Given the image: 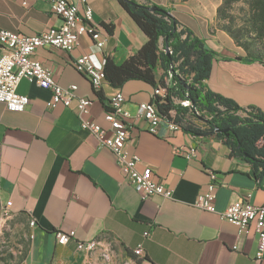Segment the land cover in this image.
Listing matches in <instances>:
<instances>
[{"label": "crops", "instance_id": "0c3cea01", "mask_svg": "<svg viewBox=\"0 0 264 264\" xmlns=\"http://www.w3.org/2000/svg\"><path fill=\"white\" fill-rule=\"evenodd\" d=\"M87 1L102 31L103 46L81 35L70 52L42 46L34 57L52 69L58 84H75L78 96L91 98L90 117L105 125L103 113L117 90L124 95V109L133 113L139 102L152 99L153 87L130 80L115 88L105 80L94 91L73 61L88 53L100 67L106 55L120 63L147 37L118 0ZM142 1L169 11L217 52L205 81L210 90L264 113V64L238 59L244 54L226 32L214 26L221 0ZM21 2L0 0V28L33 35L60 25L46 0H32L28 7ZM161 74L158 68L157 77ZM16 91L27 95L29 103L16 112L0 102V203L4 206L9 201L10 212L26 223L29 244L23 264H66L68 256L77 253L76 241L92 238L105 239L129 255L141 245L143 255H133L140 264H264V252L261 259L256 258L253 229L238 234L237 226L217 212L194 205L209 180L208 170L216 173L217 211L247 195L252 204L264 203V178L256 180L250 164L231 155L218 136L182 128L172 132L163 123L151 133L146 120H132L126 149L140 157L139 169L149 167L154 180L171 189L169 198L153 195L143 200L123 177L113 153L80 128L74 104H51L48 89L24 78ZM174 115L170 110V116ZM184 145L195 147V156L187 159L175 152ZM59 230H74L75 236L58 244L55 233Z\"/></svg>", "mask_w": 264, "mask_h": 264}, {"label": "built area", "instance_id": "2783aa9c", "mask_svg": "<svg viewBox=\"0 0 264 264\" xmlns=\"http://www.w3.org/2000/svg\"><path fill=\"white\" fill-rule=\"evenodd\" d=\"M32 0H22L21 4L28 7ZM49 3L50 11L60 18L58 26H51L48 29L33 35H24L4 28H0V102L9 111L20 112L29 103L27 95L19 94L16 91L21 79L48 89L51 93L50 103H60L65 107L74 104L81 129L92 134L99 147L108 148L114 155L123 177L139 191L141 199H147L153 195H160L165 198L171 197V189L166 188L162 183L153 178V171L149 167L138 168L140 157L135 153H129L126 143L130 137L132 120L142 118L148 123V130L151 133L157 131L160 124H164L169 131L181 129L177 122L168 120L158 111L153 101L155 96L163 98L167 93L166 85H158L152 90V99L141 101L137 104L136 110L130 113L124 109V95L117 90L109 100V108L103 113L105 125L98 123L90 117L92 99L78 96L77 85L70 84L62 86L58 84L50 67L43 65L34 57V52L42 46L55 47L67 52L72 51L78 43V37L89 35L97 47H102L104 38L99 25L93 19L92 7L87 0H46ZM82 8V15L79 16V7ZM73 66L77 72L85 75L94 91H99L105 81L103 67L94 63L88 53H82L75 57ZM178 103L191 107L190 99H177ZM248 109V108H247ZM175 152L190 159L195 156L196 148L193 146H181ZM209 180L203 191L196 195L194 205L202 210L217 212L221 219L227 220L237 226L238 234L247 233L250 229L257 235L256 258L261 259L264 252V203L252 204L245 199L237 198L231 201L223 210L217 211L216 199V173L213 170L207 171ZM8 201L3 207L9 211ZM30 224H33L30 221ZM145 236L149 232L144 233ZM75 236L74 230L56 231V243L64 245ZM110 242L101 238H92L84 241H76V249L88 255L97 249L106 251ZM133 253L142 256L141 245H138Z\"/></svg>", "mask_w": 264, "mask_h": 264}, {"label": "trees", "instance_id": "16d2710c", "mask_svg": "<svg viewBox=\"0 0 264 264\" xmlns=\"http://www.w3.org/2000/svg\"><path fill=\"white\" fill-rule=\"evenodd\" d=\"M118 1L147 39L133 55L120 63L106 55L103 65L105 80L115 88L122 87L130 80L145 82L153 88L166 85V95L153 98L162 116L179 123L182 129L192 134L218 136L227 145L231 155L250 164L256 180L264 178V113L254 107H241L206 86L205 81L217 60V52L208 47L204 39L183 27L164 8L142 0ZM237 1L221 0L216 10L218 18H225L224 9ZM245 1L251 30L255 36L264 39V0ZM220 29L239 44L231 27L222 25ZM237 58L264 64V56L260 54L245 53L243 57ZM158 68L162 70L159 77ZM166 77L169 82H166ZM181 80L187 82L189 87L185 88ZM174 98H188L193 106L186 107L175 102ZM170 110L175 111L173 117L170 116ZM216 128H228L229 133L225 135L217 132ZM133 255L129 256L135 258Z\"/></svg>", "mask_w": 264, "mask_h": 264}, {"label": "rangeland", "instance_id": "374dc122", "mask_svg": "<svg viewBox=\"0 0 264 264\" xmlns=\"http://www.w3.org/2000/svg\"><path fill=\"white\" fill-rule=\"evenodd\" d=\"M225 18L215 16L214 26L218 29L228 25L238 37L234 44L241 54H260L264 56V39L252 32L249 22L248 5L245 0H239L228 9H224ZM29 235L23 218L6 211L0 203V264H23L28 249ZM66 264H140L137 259L129 256L122 249L109 244L108 249H97L88 255L77 250L70 254Z\"/></svg>", "mask_w": 264, "mask_h": 264}, {"label": "water", "instance_id": "95a60500", "mask_svg": "<svg viewBox=\"0 0 264 264\" xmlns=\"http://www.w3.org/2000/svg\"><path fill=\"white\" fill-rule=\"evenodd\" d=\"M152 9H154V7H153ZM168 53H169V52H168ZM181 82H182V84H183V86H184L185 88H188V87H189V84H188L187 82H185L184 80H181ZM192 106H193V103H192ZM216 131H217V132L224 133L225 135H228V133H229L228 128H216ZM244 155H245L246 157H248L247 154L244 153Z\"/></svg>", "mask_w": 264, "mask_h": 264}]
</instances>
